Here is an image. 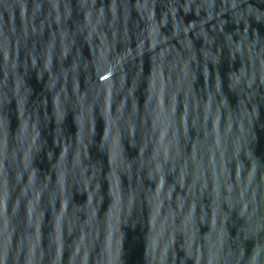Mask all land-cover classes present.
Listing matches in <instances>:
<instances>
[{"label":"water","instance_id":"obj_1","mask_svg":"<svg viewBox=\"0 0 264 264\" xmlns=\"http://www.w3.org/2000/svg\"><path fill=\"white\" fill-rule=\"evenodd\" d=\"M0 264H264V0H0Z\"/></svg>","mask_w":264,"mask_h":264}]
</instances>
